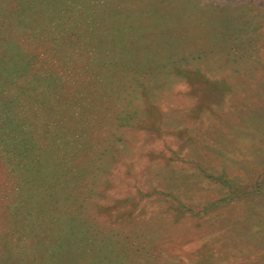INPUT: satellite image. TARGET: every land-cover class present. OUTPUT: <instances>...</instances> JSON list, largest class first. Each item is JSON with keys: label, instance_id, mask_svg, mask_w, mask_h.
Instances as JSON below:
<instances>
[{"label": "rangeland", "instance_id": "obj_1", "mask_svg": "<svg viewBox=\"0 0 264 264\" xmlns=\"http://www.w3.org/2000/svg\"><path fill=\"white\" fill-rule=\"evenodd\" d=\"M0 264H264V0H0Z\"/></svg>", "mask_w": 264, "mask_h": 264}]
</instances>
